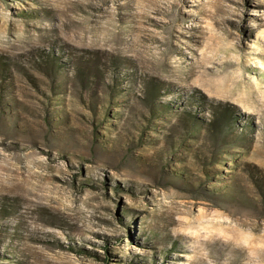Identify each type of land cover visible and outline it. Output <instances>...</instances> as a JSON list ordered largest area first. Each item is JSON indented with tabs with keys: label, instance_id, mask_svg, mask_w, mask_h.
I'll list each match as a JSON object with an SVG mask.
<instances>
[{
	"label": "rangeland",
	"instance_id": "1",
	"mask_svg": "<svg viewBox=\"0 0 264 264\" xmlns=\"http://www.w3.org/2000/svg\"><path fill=\"white\" fill-rule=\"evenodd\" d=\"M0 62V264H264V0H0Z\"/></svg>",
	"mask_w": 264,
	"mask_h": 264
},
{
	"label": "trees",
	"instance_id": "2",
	"mask_svg": "<svg viewBox=\"0 0 264 264\" xmlns=\"http://www.w3.org/2000/svg\"><path fill=\"white\" fill-rule=\"evenodd\" d=\"M55 60V59H54ZM53 60V61H54ZM56 61V60H55ZM1 63V62H0ZM56 63V62H55ZM150 88V89H149ZM154 91H156V88L153 87L152 85L148 87V93H147V96L152 97L153 96V93ZM215 116V122L212 124V126H215L216 124H218L219 127H223L222 123L224 124L225 122V118H226V114L222 112L220 114H214Z\"/></svg>",
	"mask_w": 264,
	"mask_h": 264
}]
</instances>
